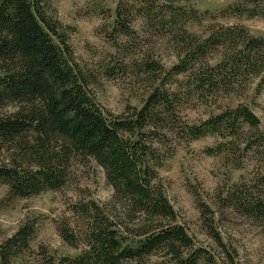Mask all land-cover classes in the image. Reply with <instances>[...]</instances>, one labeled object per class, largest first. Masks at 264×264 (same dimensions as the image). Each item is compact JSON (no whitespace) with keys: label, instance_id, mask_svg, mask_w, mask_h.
Wrapping results in <instances>:
<instances>
[{"label":"trees","instance_id":"trees-1","mask_svg":"<svg viewBox=\"0 0 264 264\" xmlns=\"http://www.w3.org/2000/svg\"><path fill=\"white\" fill-rule=\"evenodd\" d=\"M53 1L0 0V183L11 197L28 198L60 190L74 165L92 160L113 189L114 212L106 215L94 203L82 204L74 209L80 226L58 223L63 242L82 248L77 257H64L60 264H139L156 253H163L170 264H196V251L186 254L189 236L171 224L172 208L150 186L154 142L176 115L180 100L240 97L256 80L262 83L264 38L242 25L218 22L208 23L202 34L190 32L187 26L196 11L183 5L189 0H119L116 27L130 36V26L139 21L146 36L122 49L140 64L145 86L141 107L113 115L95 103L98 76L76 60ZM162 47L175 59L169 71L160 65ZM111 71L107 66L105 75ZM167 74L184 81L173 89L163 82ZM190 131L227 139L220 150L239 157L241 165L251 153L264 158V133L244 105L211 114ZM124 135L132 141H124ZM133 174L136 181L129 179ZM263 181L259 177L252 182L258 187ZM249 190L246 184L234 185L225 200L264 222V194ZM142 217L169 224L141 229ZM122 232L141 241L123 246ZM32 234L33 226L24 223L1 241L0 264H27L23 257L30 252Z\"/></svg>","mask_w":264,"mask_h":264},{"label":"rangeland","instance_id":"rangeland-1","mask_svg":"<svg viewBox=\"0 0 264 264\" xmlns=\"http://www.w3.org/2000/svg\"><path fill=\"white\" fill-rule=\"evenodd\" d=\"M118 1L55 0L52 6L57 19L68 28L76 60L98 76V84L93 88L95 103L104 112L126 115L141 107L145 81L140 64L131 60L130 54L125 57L122 49H129L146 36L139 21L130 26V36L116 27ZM183 5L196 11V18L187 26L190 32L202 34L208 23L218 22L242 25L254 37L264 38V0H189ZM155 41L151 39L150 44ZM159 60L165 71L175 63L163 47ZM107 66L112 68L111 76L105 75ZM183 81V76H163L165 85L173 89ZM238 105L253 112L264 133V81L256 80L244 96L201 102L195 98L180 100L175 106L176 115L154 142V156L149 164L150 186L172 208L175 219L171 224L182 227L189 236L191 249L186 254L196 251V264H264V222L238 206L231 207L225 200L229 189L240 184H246L250 192L256 189L264 194V181L258 187L252 182L259 177L264 180V158L251 153L241 165L239 157H232L225 148L220 150L227 139L218 134L196 136L190 131L211 114ZM124 137V141L133 139L130 135ZM144 175L149 181L148 174ZM129 179L137 180L134 174ZM112 193L104 170L92 160L86 165H74L68 182L60 190L14 198L8 194V187L0 183V242L29 223L33 234L24 263L47 264L52 260L60 264L64 257L75 258L82 248L65 244L57 233V224L67 221L80 226V215L74 209L82 204L94 203L106 215L114 212ZM154 221V217H142L138 226L141 229L155 226ZM120 237L123 246H137L141 241L125 233ZM163 255L156 253L139 264H170ZM126 263L131 264L122 261Z\"/></svg>","mask_w":264,"mask_h":264}]
</instances>
